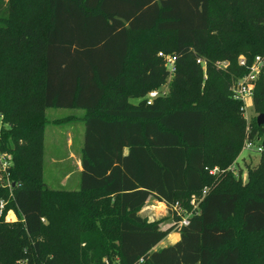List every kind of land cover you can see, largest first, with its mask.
<instances>
[{"label":"trees","instance_id":"trees-1","mask_svg":"<svg viewBox=\"0 0 264 264\" xmlns=\"http://www.w3.org/2000/svg\"><path fill=\"white\" fill-rule=\"evenodd\" d=\"M159 51L176 56V70L167 94L147 104L170 77ZM256 54L264 0H0V149L15 182L0 185V264H105L112 255L116 264H264V122L246 121L230 92L248 71L239 56L248 65ZM252 103L264 114V79ZM51 107L83 110L73 192L41 177ZM247 137L262 150L241 186L230 167ZM204 188L180 238L154 249L172 227L139 214L147 199L190 208ZM249 235L259 236V263L243 245Z\"/></svg>","mask_w":264,"mask_h":264},{"label":"rangeland","instance_id":"rangeland-1","mask_svg":"<svg viewBox=\"0 0 264 264\" xmlns=\"http://www.w3.org/2000/svg\"><path fill=\"white\" fill-rule=\"evenodd\" d=\"M170 79L171 76L166 84L157 89L161 95L167 94ZM144 97H132L129 98V102L133 105H138ZM43 115L45 118V125L42 133L43 151L40 160L41 177L45 184L53 190H63L64 192L76 191L80 181V171L77 169V162L79 163L81 158V147L84 138V123L81 119L83 110L51 107L45 109ZM242 115L246 118V121L249 122L252 118H257L259 113L254 110L253 103L250 102L247 103L246 109H244ZM4 120L3 116L0 115V130L7 129V123ZM1 137L2 131L0 132V142ZM0 153H7L10 155L9 157H12L11 153L5 149H0ZM259 158L260 155L257 152L242 151L239 153L231 166V173L234 175L235 181L239 182L238 185L245 186L249 180V171L257 167ZM8 163L11 166V158L8 159ZM2 167L3 166L0 164V185L10 188L15 182H13L8 172L6 173ZM156 200L158 199L154 196L148 198L146 209L143 211V214L149 211L150 214L146 216V219H151L152 221L157 220L161 229L172 227L170 235L165 237L154 247V249H160L177 240L178 235L173 233V231L178 232L176 223L179 216L168 206H166V213L161 208L156 207L152 209L153 207L150 205L157 204ZM5 218L10 221H15L17 219L13 210L7 211ZM42 221L45 222L44 218H42ZM232 221L238 228L240 224L239 213L233 217ZM258 241V235H249V237L245 236V241L243 243L246 248L248 247V258L250 260H255V263L260 262V254L258 255V252H256ZM103 260L105 264H116L117 257L112 255L111 258H103ZM16 264H26V260L20 258L16 261Z\"/></svg>","mask_w":264,"mask_h":264},{"label":"built area","instance_id":"built-area-1","mask_svg":"<svg viewBox=\"0 0 264 264\" xmlns=\"http://www.w3.org/2000/svg\"><path fill=\"white\" fill-rule=\"evenodd\" d=\"M158 55L162 57L164 61V66L166 67L170 76L176 70V56L174 54L164 53L162 51L158 52ZM198 63L202 65L203 70L206 67V61L204 59H197ZM238 62L240 65H246L248 71L241 77L234 80L230 86L231 96L241 101V111L243 112L246 109L247 103H252L253 93L256 86V83L260 79H264V54H256L252 59L250 64H246V59L243 55H240L238 58ZM217 67H226L228 65L227 61H217ZM158 96V91L153 89L149 91L146 96V103L150 104L155 97ZM245 118V117H244ZM246 119V118H245ZM262 150V146L260 144L255 143L248 137L244 140L242 151H253L260 153ZM9 154H1L0 153V164L3 166L4 171L7 173L10 164L8 163ZM9 157V158H8ZM232 169V167H230ZM218 171L217 168H213L210 170L211 173ZM9 174V173H8ZM207 192V188H204L200 195H191L189 204L190 208H184L178 201L174 202L170 209L173 210L178 216V221L176 226L178 230L185 225H188L192 216L199 213V203L204 198ZM4 202L0 201V209L3 207Z\"/></svg>","mask_w":264,"mask_h":264},{"label":"crops","instance_id":"crops-1","mask_svg":"<svg viewBox=\"0 0 264 264\" xmlns=\"http://www.w3.org/2000/svg\"><path fill=\"white\" fill-rule=\"evenodd\" d=\"M70 141V140H69ZM242 152V151H241ZM72 155V154H71ZM77 169H78V171H81V169H82V167H81V161L79 160V163L77 162ZM67 177V176H66ZM157 202V204H152V205H150L151 207H153L152 209H154V208H161V209H163L164 210V212L166 213L167 211V209H166V204L163 202V201H159V200H156ZM148 202V199H147V201H146V203ZM146 203H145V205L143 206V208L139 211V214L141 215V216H143V217H146L148 214H150V212L148 211H146V213H144L143 214V211L146 209ZM150 221H152L151 219H149ZM165 229V228H164ZM173 233H176L177 235H178V238H177V240L180 238V233H179V231L178 232H176V231H173ZM170 235V233L169 234H167V236H169ZM166 236V237H167ZM176 240V241H177ZM162 241V240H161ZM175 241V242H176ZM174 242V243H175ZM173 244V243H172ZM164 247V246H163Z\"/></svg>","mask_w":264,"mask_h":264},{"label":"water","instance_id":"water-1","mask_svg":"<svg viewBox=\"0 0 264 264\" xmlns=\"http://www.w3.org/2000/svg\"><path fill=\"white\" fill-rule=\"evenodd\" d=\"M258 124H261L264 122V114H259L257 117Z\"/></svg>","mask_w":264,"mask_h":264}]
</instances>
